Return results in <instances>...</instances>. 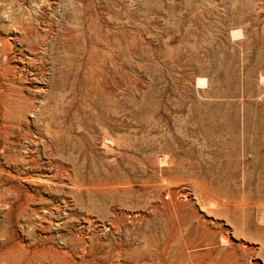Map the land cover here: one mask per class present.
Wrapping results in <instances>:
<instances>
[{"label": "rangeland", "instance_id": "374dc122", "mask_svg": "<svg viewBox=\"0 0 264 264\" xmlns=\"http://www.w3.org/2000/svg\"><path fill=\"white\" fill-rule=\"evenodd\" d=\"M0 37V264L261 261L264 0H0Z\"/></svg>", "mask_w": 264, "mask_h": 264}, {"label": "bare ground", "instance_id": "6f19581e", "mask_svg": "<svg viewBox=\"0 0 264 264\" xmlns=\"http://www.w3.org/2000/svg\"><path fill=\"white\" fill-rule=\"evenodd\" d=\"M11 21L13 23L14 28L20 33L19 36H15V40H17V41L25 44V43H28V42L29 43H32V41L29 40L30 38H32L34 40H38L39 39L40 36L39 35H36V34H34L32 32L31 28L29 27L28 23L26 21H24L23 17L17 16L16 14L15 15H11ZM13 26H11V27H13ZM42 41L44 43V40L43 39H42ZM0 43H2L1 45L3 46V49L4 50L6 49L7 46H9V47L12 46V44L6 38L0 37ZM30 46H31V44H30ZM37 46H39V45H37ZM37 46L36 47H31L30 48V51L37 50ZM4 58H5V60L6 59L8 60L7 54L5 52H4ZM0 67H1L2 72L4 73L3 74L4 78H3V82H1V85L4 87L5 92L8 93V95L10 96V98H12L11 99L12 102L14 101L16 104H18V102H21L22 100L23 101L24 100H27V98L23 94L22 88L17 85V83L15 81V78L9 77L10 75H9L8 72L13 67L8 66L7 64L6 65L5 64L4 65H1L0 64ZM11 100H9V101H11ZM105 138H107L109 140H112V141L114 140L113 137L111 136V134L108 131H106V133H105ZM208 200L211 201V202H213L214 204H217V199H215V198H209ZM204 202H206V201L204 200L203 202H201V204L202 203L205 204ZM213 207H215V206H213ZM207 214H208V212H207ZM222 241H224V240H222ZM249 264H264V254L261 256V261L260 262L259 261H257V262L256 261L251 262V260H250L249 261Z\"/></svg>", "mask_w": 264, "mask_h": 264}]
</instances>
